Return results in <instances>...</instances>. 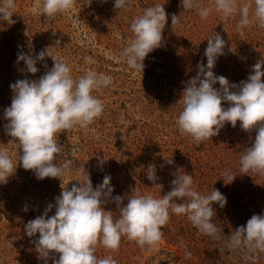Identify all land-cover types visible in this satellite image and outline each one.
<instances>
[{
  "label": "rangeland",
  "instance_id": "obj_1",
  "mask_svg": "<svg viewBox=\"0 0 264 264\" xmlns=\"http://www.w3.org/2000/svg\"><path fill=\"white\" fill-rule=\"evenodd\" d=\"M214 2L196 0L197 8L184 11L181 0H130V11H116L115 0H75L69 12L48 20L38 10L37 0H15V23L0 22V151H6L17 166L8 182L0 184V264H45L31 243L39 234L29 238L24 226L42 215L49 203H55L61 185L71 188L73 183L82 182L83 169L94 188L110 175L113 196L128 195L137 188L141 194L160 198L171 190L178 172L193 175L192 187L201 195H209L214 188L227 198L224 208L214 205L213 223L219 229V240L199 233L185 215L170 213L156 247L141 248L122 237L115 251L98 243V258L110 256L117 264H264V253L227 247L233 231L246 225L253 214H264V175L239 171L240 158L246 147H251L255 131H242L239 122L235 128L226 124L217 136L196 145L191 137L181 136L177 126L184 84L196 75L198 63L206 65L204 51L214 32L226 41L225 54L213 69L217 76L239 84L247 79L253 65L264 59V28L252 24L238 30L239 8L235 18L224 17L214 8L206 19L200 18L199 10L212 7ZM245 2L237 0L238 5ZM157 4L168 14L163 44L145 58L143 72L132 71L120 58L132 38L130 25L147 7ZM173 14L179 16L174 32ZM47 48L71 67L74 78L92 70L112 78L110 86L93 93L103 102L102 116L87 129L77 127L57 134L63 149L56 163L67 162L71 169L63 173L62 181L38 180L33 171L19 166V146L9 143L11 138L4 128V109L12 98L10 85L25 76L39 79L53 66L51 58L45 57L37 63L35 75L26 70L21 73L19 69L25 65L17 63L18 52L35 56ZM171 159L173 163L168 165L166 160ZM149 165L156 166L158 183L163 185L161 193L146 178ZM228 170L236 177L225 184ZM105 210L113 211L114 219L118 217L114 203ZM54 214L53 208L49 216ZM186 252L191 258H185Z\"/></svg>",
  "mask_w": 264,
  "mask_h": 264
},
{
  "label": "clouds",
  "instance_id": "obj_2",
  "mask_svg": "<svg viewBox=\"0 0 264 264\" xmlns=\"http://www.w3.org/2000/svg\"><path fill=\"white\" fill-rule=\"evenodd\" d=\"M107 2V0H103ZM75 0H37V8L45 19L69 12ZM184 11L197 8L196 0H181ZM214 10L224 17L235 18L239 8L237 29L256 24L264 28V0H247L239 4L237 0H215L212 7L199 10L200 18L206 19ZM16 9L15 0H0V22L14 24L12 19ZM114 9L130 11V0H115ZM168 14L159 4L147 7L143 14L133 19L130 30L132 38L123 48L120 58L132 71L143 72V61L163 44V32ZM179 24V16H171V30ZM226 41L219 33L207 39L204 51L206 65L196 66V75L190 78L181 94L182 110L177 118L181 136L191 137L196 145L217 136L226 124L242 131H255L251 147H246L240 158L241 173L252 172L264 175V59L252 67L246 80L239 84L230 83L224 76H217L213 69L220 56L225 54ZM49 48L35 56L18 52L17 63L21 61L28 74L35 75L38 62L50 57L53 66L39 79L16 80L10 85L11 104L4 109L5 134L11 138L9 143L19 146L18 165L24 170L33 171L38 180L59 178L65 171L70 172L67 162L56 163L63 146L57 141V134L73 128L87 129L102 116L104 105L94 95L110 86L109 75L98 74L92 70L74 78L71 67L60 57L53 56ZM90 62V58H86ZM46 69L47 64L43 65ZM219 85V88L215 85ZM227 104V107L224 105ZM99 163H103L97 157ZM168 165L173 160H166ZM12 158L6 151H0V184H6L16 171ZM82 182L73 183L71 188H62L55 203H49L42 215L28 221L24 226L25 235L32 239L38 258L47 264H117L109 257L95 255L97 244L104 248L118 250L121 239L135 241L144 248L156 247L164 236L163 227L170 219V213L185 215L199 233L219 240V229L213 223L216 216L214 205L224 208L227 198L213 188L209 195H201L193 189V175H175L171 190L160 198L144 195L137 188L128 195L113 196L111 176L105 175L103 182L95 188L89 174L83 169ZM146 178L153 187L160 190L156 166L149 165ZM225 184L233 182L236 176L225 171ZM62 181V180H61ZM225 181H229L226 183ZM127 200L125 204L124 201ZM114 203L118 217L105 206ZM55 209V214L49 212ZM27 211V208L24 209ZM227 247L232 250L241 248L252 253H264V214H253L246 225L231 233ZM56 254L59 258L57 259ZM185 258H191L186 252Z\"/></svg>",
  "mask_w": 264,
  "mask_h": 264
}]
</instances>
